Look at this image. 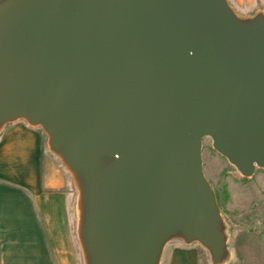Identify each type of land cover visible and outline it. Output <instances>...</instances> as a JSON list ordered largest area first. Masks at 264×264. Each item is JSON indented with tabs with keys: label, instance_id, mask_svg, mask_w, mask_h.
<instances>
[{
	"label": "water",
	"instance_id": "obj_1",
	"mask_svg": "<svg viewBox=\"0 0 264 264\" xmlns=\"http://www.w3.org/2000/svg\"><path fill=\"white\" fill-rule=\"evenodd\" d=\"M39 127L79 191L85 264L229 257L203 141L264 169V13L228 0H0V130Z\"/></svg>",
	"mask_w": 264,
	"mask_h": 264
},
{
	"label": "crops",
	"instance_id": "obj_2",
	"mask_svg": "<svg viewBox=\"0 0 264 264\" xmlns=\"http://www.w3.org/2000/svg\"><path fill=\"white\" fill-rule=\"evenodd\" d=\"M228 2L242 17L264 13V0ZM53 161L41 128L19 120L0 130V264H78L74 194ZM208 255L173 240L160 264H210Z\"/></svg>",
	"mask_w": 264,
	"mask_h": 264
},
{
	"label": "rangeland",
	"instance_id": "obj_3",
	"mask_svg": "<svg viewBox=\"0 0 264 264\" xmlns=\"http://www.w3.org/2000/svg\"><path fill=\"white\" fill-rule=\"evenodd\" d=\"M47 140L44 133V149L74 194L70 208L74 216L77 214L74 233L78 238L79 191L69 170L50 151ZM203 167L216 194L228 236L229 257L222 264H264V169H257L252 177H243L215 151L209 137L203 141ZM78 255V264H85L82 249ZM209 260L212 264L210 257Z\"/></svg>",
	"mask_w": 264,
	"mask_h": 264
}]
</instances>
